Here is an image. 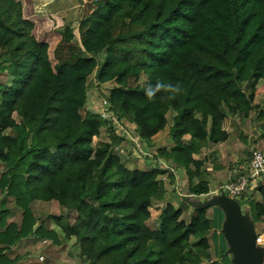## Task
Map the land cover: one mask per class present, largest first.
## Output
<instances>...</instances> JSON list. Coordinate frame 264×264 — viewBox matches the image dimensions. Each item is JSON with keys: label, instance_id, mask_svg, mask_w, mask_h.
<instances>
[{"label": "trees", "instance_id": "trees-1", "mask_svg": "<svg viewBox=\"0 0 264 264\" xmlns=\"http://www.w3.org/2000/svg\"><path fill=\"white\" fill-rule=\"evenodd\" d=\"M82 5L88 10L78 25L79 41L63 26L52 65L48 44L33 36L22 2L0 0V73L7 74L6 82L0 80V204L21 212L19 223H8L9 210L0 209V264H15L5 252L23 240L60 245L72 238L82 264H218L210 253L206 209H193L184 223L180 215L189 204L183 197L182 205L161 209L155 228L147 223L152 205L166 195L161 176L173 180L181 169L189 194L207 195L205 160L195 157L209 143L228 140L225 118L245 120L258 112L264 0ZM91 75L96 87L113 83L103 98L106 110L120 125H134L142 145L164 130L172 114L173 146L157 149L153 165L129 169L113 154L124 137L99 114L81 116ZM158 80L181 84L176 99L158 94L148 100L144 89ZM245 194L235 200L240 206ZM52 201L76 214L73 222L68 214L50 215L55 228L49 229L36 217L32 204ZM247 205L254 223L261 221L264 195L261 203Z\"/></svg>", "mask_w": 264, "mask_h": 264}, {"label": "rangeland", "instance_id": "rangeland-1", "mask_svg": "<svg viewBox=\"0 0 264 264\" xmlns=\"http://www.w3.org/2000/svg\"><path fill=\"white\" fill-rule=\"evenodd\" d=\"M24 3L23 8V15L25 18H28L34 24V28L32 30L33 36L38 40L48 44V54L52 65L56 63L54 60L53 51L56 45L61 40L59 30L67 25L72 29V33L74 38L79 41V33H78V25L80 20L83 18L84 14L87 12L88 8L87 5L83 7L82 4L85 3L86 0H82L83 3H80V0H37V3L32 5L28 4L27 0H22ZM34 1V0H33ZM41 1V3H40ZM47 2V3H46ZM31 3V2H30ZM46 4V5H45ZM32 6V7H31ZM0 80L6 82L7 81V74L0 73ZM87 84V98L86 104L80 110L81 116H84L86 111H91L93 113L102 112L104 108L102 107V101L104 95H107V90H109L113 83L106 84L105 86L96 87V83L94 80V75H91L86 80ZM129 84L134 85L135 82L133 79H129ZM264 82L259 81L258 85L261 87ZM172 114L169 113L167 115L168 118V125H171V116ZM134 128L133 125H128ZM117 132L120 129L117 127L115 129ZM124 137V136H123ZM167 137V136H166ZM102 140L108 141L107 135L105 133H101ZM98 138H94V142L97 141ZM124 140L121 144L124 146V150H127V146L136 158H145V155L148 156L150 154L147 151V148H144L143 155H136V153L132 150L133 145L129 142V140L124 137ZM171 143V140L166 141ZM118 152V151H117ZM131 153L124 154L128 160V157L131 158ZM118 154V153H117ZM128 156V157H127ZM125 158V156H124ZM123 159V158H122ZM123 161V160H122ZM124 162V161H123ZM126 163V162H124ZM129 167L132 164L128 165ZM148 166V165H147ZM143 168H146L143 167ZM142 168V169H143ZM183 192V189H181ZM177 195V194H176ZM174 196V195H173ZM4 198L2 194H0V201ZM174 199V198H173ZM175 201H179L177 204L183 203V198L181 195L179 197L176 196ZM255 202V200H253ZM171 205V204H170ZM178 205V206H179ZM165 205L160 203H154L151 207V218L148 221V226L150 228H155L157 225V217L159 213ZM8 209L10 215L7 219V222H15L19 223L21 219V212L15 208L12 203H8L7 206H4L3 203L0 204V209L5 210ZM216 208V207H213ZM32 210L36 217H39L45 225L49 229L55 228V223L52 219L49 218L50 215H64L66 216L68 213L65 212L58 204L54 201L52 202H34L32 204ZM217 215L220 218H210L212 219V227L218 226L220 227L223 214L220 209H217ZM76 214L71 213L68 214L69 222H73ZM209 216L213 217V215ZM186 222L190 221L189 217L183 215ZM260 225V223H258ZM221 229V228H219ZM211 232V231H210ZM209 232V233H210ZM209 243L211 245V252L214 255H217L219 259V264H230L231 263V256L227 255V246L224 240L223 235L217 236L213 233V231L209 235ZM216 246V248H215ZM217 252V253H216ZM5 254L10 259H15V264H82L78 258V249L75 245V240L72 238L67 242H62L60 245H55L51 243L49 240H23L22 242L17 243L13 247H11ZM213 257V256H212Z\"/></svg>", "mask_w": 264, "mask_h": 264}, {"label": "crops", "instance_id": "crops-1", "mask_svg": "<svg viewBox=\"0 0 264 264\" xmlns=\"http://www.w3.org/2000/svg\"><path fill=\"white\" fill-rule=\"evenodd\" d=\"M20 1L22 2V4L24 3L22 0ZM27 1L29 2L28 4H32V5L37 3V0H34V1L27 0ZM23 8H24V5H23ZM254 104L259 107V110L258 112H253L249 116V118L245 120H240L237 117L235 118L227 117L222 121L221 123L222 130L227 131L229 135L227 141H225L224 143H220V144L209 143L207 147L202 151V153L195 157L196 159L205 160L204 169L206 171V178L209 181V187H210L209 193L211 191H214L219 186L235 179L237 176L247 175L248 174V162H249L252 150L257 149L264 154V84L261 87H259V85L257 84L256 91H255ZM258 116L260 119L258 118ZM169 127L170 125L167 124L164 130L156 134L151 139L150 144L145 145V148H147V151L150 152V157L138 159L134 155H132L129 149V146H127L128 147L127 150H124V146H122L121 143L119 147L114 148L113 154L119 157L124 162H126V166L129 169H142L145 166L146 167L151 166L154 163L153 160L155 159L153 155L156 153L157 149H160V148L170 149L173 146L172 142L171 143L166 142L170 140V137L168 135ZM129 152L131 153L132 157L129 158L127 156L128 157V160H127L126 155L124 154H129ZM159 160L160 162L161 161L165 162L163 159H159ZM129 164H132V166L129 167L128 166ZM172 176H173V180L171 179V177H168V174L161 176V180L163 181L165 190H166V195L164 197V201L162 205L171 204L173 207L176 208L179 205L177 204L179 203V201L177 202L174 199H176V196L179 197L181 195L182 198L186 196L187 180H186L184 171L181 169L175 170L174 173H172ZM181 189H183V192ZM207 195L197 197V198L202 199L204 197H208ZM263 195H264V180L262 179L250 180L248 189L246 190V194L245 196H243L244 204L241 207L243 209L245 208L248 210L247 201L255 200V202L261 203ZM217 209L219 208L206 209L207 218L211 222H212V219L210 218H213V219L220 218L217 215ZM193 214H194L193 208L189 205V208L187 207L184 208L182 215H180V220L184 221L185 223L186 220L185 218H183V215H186V217H189L191 220L193 217ZM209 214L213 215V217L212 216L210 217ZM157 220H158V217H157ZM223 220H224V215H223ZM223 220H222V223H223ZM258 223H260V225ZM221 225L220 227L213 226L211 229V232L213 231L215 235L220 236L222 234L221 229H219L221 228ZM254 228H255L256 234L264 233V217L261 221L254 223ZM211 250L212 249L210 245V253L213 256V260L218 262L219 259L218 257H216L217 255H214L211 252Z\"/></svg>", "mask_w": 264, "mask_h": 264}, {"label": "water", "instance_id": "water-1", "mask_svg": "<svg viewBox=\"0 0 264 264\" xmlns=\"http://www.w3.org/2000/svg\"><path fill=\"white\" fill-rule=\"evenodd\" d=\"M186 201L193 209L219 208L224 215L221 233L227 246L230 264H264V249L255 244L254 223L247 209L224 194L202 199L186 192Z\"/></svg>", "mask_w": 264, "mask_h": 264}, {"label": "built area", "instance_id": "built-area-1", "mask_svg": "<svg viewBox=\"0 0 264 264\" xmlns=\"http://www.w3.org/2000/svg\"><path fill=\"white\" fill-rule=\"evenodd\" d=\"M102 101V107L104 110L102 112H97L102 118L108 120L116 129L117 127L120 131H116L118 135L126 137L129 142L133 145L132 150L138 154L143 155L145 145L141 144L139 139L134 136V128H131L128 125L122 126L118 123L116 118L106 110V102ZM145 157H150V154L145 155ZM161 164L166 168L165 162L161 161ZM262 179L264 180V154L254 149L251 151L250 159L248 162V174L237 176L235 179L219 186L214 191H211L207 196L213 194H224L233 200H239L242 194L247 190L250 180ZM255 244L261 246L264 249V233L256 234Z\"/></svg>", "mask_w": 264, "mask_h": 264}, {"label": "clouds", "instance_id": "clouds-1", "mask_svg": "<svg viewBox=\"0 0 264 264\" xmlns=\"http://www.w3.org/2000/svg\"><path fill=\"white\" fill-rule=\"evenodd\" d=\"M181 84L179 82H163L157 81L154 85H148L145 89V95L148 100H153L158 94H164L161 96L162 99L172 101L176 99V96L181 92Z\"/></svg>", "mask_w": 264, "mask_h": 264}]
</instances>
